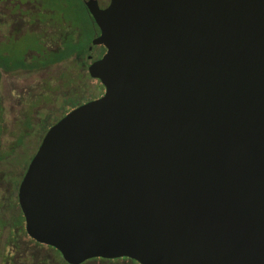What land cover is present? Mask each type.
I'll list each match as a JSON object with an SVG mask.
<instances>
[{
  "label": "water",
  "instance_id": "obj_1",
  "mask_svg": "<svg viewBox=\"0 0 264 264\" xmlns=\"http://www.w3.org/2000/svg\"><path fill=\"white\" fill-rule=\"evenodd\" d=\"M88 8L105 93L32 159L29 238L67 264H264V0Z\"/></svg>",
  "mask_w": 264,
  "mask_h": 264
},
{
  "label": "rangeland",
  "instance_id": "obj_2",
  "mask_svg": "<svg viewBox=\"0 0 264 264\" xmlns=\"http://www.w3.org/2000/svg\"><path fill=\"white\" fill-rule=\"evenodd\" d=\"M8 6L12 9L10 5ZM22 8L29 10L33 7L22 5ZM0 15H2V18L0 17V31L2 30L0 41L7 37V40H10L9 43L24 46L26 44L34 45L32 40H26V37L33 34L34 31L31 28L27 29L29 31L25 29L30 26H27L28 23L23 21L24 17L21 19L19 14H13L1 3ZM64 15L66 22H69L71 27L84 28L85 22L89 24L88 20L79 13L68 11ZM54 16L52 19L55 21L54 23L65 30L66 27L63 25L66 23L62 25L58 20V15ZM3 20L4 23H2ZM7 20L13 21V23L8 26ZM44 26L39 24L35 29H41ZM14 29H25V32L12 35L13 32H16ZM47 30L52 31L53 28L49 27ZM84 31L80 43L89 46L96 34L92 28L86 26ZM62 35L63 32L57 30L56 37L61 38ZM54 42L51 43L54 44ZM22 51L20 50V53ZM79 62L84 63V60L79 61L78 58H73L37 72L20 71L2 76L0 97L5 119L3 122V150L6 155L9 151H14L11 156L7 155V162L3 167L4 173L0 174V217L2 216L4 219L9 220L12 215L19 212L16 207L17 202H10V198L13 195L16 197L15 190L19 189V185L47 132L73 110H70L71 106L77 108L102 97L101 84L89 76L85 65L79 69ZM20 141L21 144L18 145ZM14 232L12 230L13 234ZM10 233L9 225L4 227L0 225V256L4 257H0V264H45L34 260V258L50 256L48 249L37 248L29 243L27 238H19L18 234L16 236L18 246H6ZM50 264L55 263L51 261ZM106 264L129 263L118 261Z\"/></svg>",
  "mask_w": 264,
  "mask_h": 264
},
{
  "label": "trees",
  "instance_id": "obj_3",
  "mask_svg": "<svg viewBox=\"0 0 264 264\" xmlns=\"http://www.w3.org/2000/svg\"><path fill=\"white\" fill-rule=\"evenodd\" d=\"M9 1V0H8ZM12 4L10 5L12 9L8 6L7 9L11 10L13 14H19L21 19L23 18L24 22H27L30 26L27 29H32L34 32L33 34L26 37V40H32L34 45H20L16 43H9L10 40L6 39L0 41V84L2 80L3 74H9V73H16L20 71H29V72H37L40 70L47 69L51 66L60 64L65 61H69L73 58H78L79 61L82 60V58L89 52L88 51V45L85 46L84 44H81V36L84 35V29L85 26L87 28H92L90 21L85 22L83 25L84 28H81L80 26L71 27L70 23L66 22L65 13L68 11H72L75 13H79L84 16L86 19L85 13H81L79 11L77 0H67L65 3L64 0H10ZM1 2V0H0ZM23 2L24 4H20ZM22 5H31L33 8L29 10H24L22 8ZM20 9V10H19ZM58 15V20L63 24L66 23L65 30L62 29V27L56 25L52 19L55 17L54 15ZM2 18V15H0ZM0 18V21H1ZM5 20V19H4ZM4 20L2 23H4ZM7 23H13V21L9 22L7 20ZM45 25L44 28L41 29H35L36 25ZM60 24V23H59ZM26 26V27H27ZM53 28L52 31H48V28ZM25 29H14L15 33H23L25 32ZM93 29V28H92ZM37 30V33H36ZM57 30H60L63 32L62 37L58 38L56 37ZM88 30V29H87ZM29 31V30H27ZM2 33V30L0 31ZM54 42L52 44L51 42ZM5 42V44H3ZM30 42V41H29ZM3 44V45H2ZM90 45V44H89ZM20 50H23L20 53ZM79 69L83 67V63L79 62ZM76 107L71 106L70 110L74 109ZM4 119V109L0 97V174L4 173L3 167L6 164L7 155L11 156V153L14 151H9V153L6 155L4 152V139H3V122ZM31 126V125H30ZM29 126V127H30ZM32 128V127H31ZM21 144V141L18 143V145ZM4 152V153H3ZM14 185V183H13ZM15 190V189H14ZM16 197L13 195V197L10 198V202H17L16 207L19 209V212L15 213L11 216V218L4 219L2 216L0 217V225L3 227L6 225H9V229L11 231L10 236L7 237L6 246H18L17 244V234L19 235V238H27L29 243L37 246V248H46L50 252V256L40 258L37 256L34 258V260H39L40 262H43L45 264H50L51 261L55 264H67L64 259L62 258L61 254L54 248L45 246L42 244L37 243L36 241L29 238V236L26 233L25 230V219L22 214V211L20 209L19 203H18V197H17V190ZM12 230H14V234L12 233ZM118 261H125L129 264H139L134 260L123 258V259H116V260H105V259H93L90 261H87L84 264H89L92 262H97L100 264H106V263H114Z\"/></svg>",
  "mask_w": 264,
  "mask_h": 264
},
{
  "label": "flooded vegetation",
  "instance_id": "obj_4",
  "mask_svg": "<svg viewBox=\"0 0 264 264\" xmlns=\"http://www.w3.org/2000/svg\"><path fill=\"white\" fill-rule=\"evenodd\" d=\"M64 2L66 3L67 0H64ZM6 9L8 7V5H11L12 2L9 0H1L0 2ZM77 3H78V9L79 11L82 13H85L86 17H87V20L90 21L89 23H91L92 25V28L96 34L95 38L100 36L101 34V31L99 29V27L97 26V24L95 23L94 21V18L92 17L91 13H90V10L88 8V4H92V5H95L97 6L100 10H106L112 3V0H77ZM20 4H24L23 2H21ZM20 10V9H19ZM8 26L11 25V23H7ZM94 38V39H95ZM90 47L91 45H89L88 47V53L82 58V61L84 60V63L83 65H85L87 67V71L89 69V66L91 64H93L94 62L102 59V57L106 54L107 50L106 48L103 46V45H100V46H94L92 48V50H90ZM88 74H89V71H88ZM90 76V75H89ZM96 80L97 82H99V84H101V82L97 79H94ZM102 86V91H103V94L102 96L104 95L105 93V88L103 87V85L101 84ZM19 203V202H18ZM2 258H4L3 256H0Z\"/></svg>",
  "mask_w": 264,
  "mask_h": 264
}]
</instances>
